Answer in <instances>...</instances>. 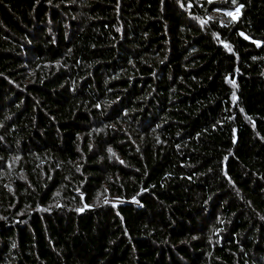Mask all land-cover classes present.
I'll return each mask as SVG.
<instances>
[{
  "label": "trees",
  "instance_id": "1",
  "mask_svg": "<svg viewBox=\"0 0 264 264\" xmlns=\"http://www.w3.org/2000/svg\"><path fill=\"white\" fill-rule=\"evenodd\" d=\"M0 264H264V0H0Z\"/></svg>",
  "mask_w": 264,
  "mask_h": 264
},
{
  "label": "rangeland",
  "instance_id": "2",
  "mask_svg": "<svg viewBox=\"0 0 264 264\" xmlns=\"http://www.w3.org/2000/svg\"><path fill=\"white\" fill-rule=\"evenodd\" d=\"M210 1H214V0H210ZM237 13L236 14H230L232 18H236L238 16V11H236Z\"/></svg>",
  "mask_w": 264,
  "mask_h": 264
}]
</instances>
